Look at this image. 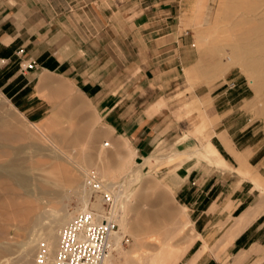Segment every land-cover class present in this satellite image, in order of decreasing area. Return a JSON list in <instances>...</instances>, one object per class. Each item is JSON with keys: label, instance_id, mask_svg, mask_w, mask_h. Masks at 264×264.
Instances as JSON below:
<instances>
[{"label": "rangeland", "instance_id": "374dc122", "mask_svg": "<svg viewBox=\"0 0 264 264\" xmlns=\"http://www.w3.org/2000/svg\"><path fill=\"white\" fill-rule=\"evenodd\" d=\"M224 1L229 0H193L191 11H197V14L181 16L182 24L188 30L186 40L192 48L186 63L161 62L160 54L155 55L158 46L154 47L147 40L141 45L136 33L128 27L125 37L128 47H122L125 56L114 55L117 62L107 67L100 68L102 64H97L96 73L102 77L90 79L95 83L92 89L97 87L103 93L123 92V101L133 104L134 111L130 112L138 119L140 113H156L152 124L158 125L154 129L159 136L143 158L134 157L136 151L128 136L112 132L98 109L97 96L90 94L91 88L84 86L83 78L75 80L50 72L52 84L45 85L47 80L40 85L39 75L22 87L31 73H23L29 68H21L8 85L0 86L2 127L19 136L16 140L2 142L8 145L11 142L10 146L16 149L23 147L20 154L30 162L49 165L56 161L50 156L57 154L60 168L68 167L80 173V180L60 184L57 195L39 194L34 185L26 195L9 179L1 181L4 188L7 186L6 191H1L2 197H6L3 199L13 200L16 206L12 203L0 208V264H27L30 261L35 264L37 244L40 240L47 242L50 229L55 231L56 239L48 245L55 248L59 227L83 208L86 199L79 186L90 170L97 171L108 185L118 183L112 210L118 221L119 246L113 250L111 264H126V259L134 254L141 258L135 264H145L151 255L156 259L168 250L180 253L187 249L196 232L183 196L176 190L181 175L186 172L181 165L185 156L195 155L192 156L193 166L201 168V180L205 183L214 182L216 178L219 183H224V196L237 186L239 178L253 180L264 193V177L258 171L260 167L264 174V117L260 115L264 100L257 95L252 80L240 65H233L228 59L231 47L224 40ZM80 2L82 9L88 0ZM116 51L114 47V54ZM88 65L82 63L79 72ZM170 67L173 69L169 70ZM59 83L65 92L59 89ZM15 91L11 97L10 92ZM248 122H251L250 132H255V145L249 148L251 152L243 153L234 145L241 149L248 142L249 131L241 135L245 131L241 128ZM228 124L232 125L228 134L220 133L219 130ZM35 143L44 149L37 152L33 147ZM261 144L263 151L250 157L249 154ZM200 150L206 154H197ZM10 159L1 154L0 165ZM240 159L247 164H242ZM196 176L192 173L189 181L194 182ZM245 183L247 187L251 184ZM9 185L14 190L9 191ZM210 198L211 192L207 199ZM251 199L248 197L249 201ZM18 206L31 210V216L27 213L29 219L43 215L45 221L32 224L31 220L25 219L26 213H18ZM231 206L232 203H228L219 207L222 212L217 217L223 229L238 211L236 208L230 213ZM57 213L58 220L55 218ZM63 215L68 218L61 223ZM231 237L229 230L225 242ZM225 246L226 243L220 248L224 254L204 258H216L219 264H251L254 261L264 264V254L235 252V248L227 252ZM187 257L188 254H182L176 264H184Z\"/></svg>", "mask_w": 264, "mask_h": 264}, {"label": "crops", "instance_id": "0c3cea01", "mask_svg": "<svg viewBox=\"0 0 264 264\" xmlns=\"http://www.w3.org/2000/svg\"><path fill=\"white\" fill-rule=\"evenodd\" d=\"M192 1L88 0L81 9L80 0H0V86L8 85L21 69L20 63L28 60H34L35 67L22 71L31 73L22 87L39 75L40 85L43 86L47 80L49 81L45 85L52 84L50 72L75 80L83 78L84 86L91 88L90 94L97 96L98 109L105 122L112 127V132L128 136L136 151L134 157L143 158L159 136V132L154 129L158 125L152 124L156 113H140L138 119L130 112L134 111L133 104L123 101V92L103 93L97 87L92 89L95 83L90 79L102 77V74L96 73L98 63L102 64L100 68L107 67L117 62L114 55L125 56L122 47H128V40L125 38L128 27L136 33L141 45H145L147 40L154 47L158 46L155 55L160 54L161 62H188L192 48L186 40L185 33L188 30L183 26L181 16L197 14V11H191ZM114 47L117 49L115 54ZM82 63L89 64L88 67H83V74L79 72ZM3 74L5 78H2ZM60 84L62 83L57 86L65 92ZM10 94L12 97L16 91ZM145 109H142L143 112ZM250 125L251 122H248L241 128V131L245 130L241 133L243 136L249 131L248 142L241 149L233 143L243 153L251 152L249 148L255 145V132H250ZM224 126L219 131L228 134L232 125ZM262 147V144L257 145L249 156L261 153ZM258 171L264 177L260 167ZM192 173L197 175L194 182L189 181ZM181 176L176 190L183 196V202L189 209L196 234L185 251H165L161 254L163 260H158L155 264H163L166 258H169L168 264H176L182 254H188L184 264H219L216 258L211 260L204 256L224 254L225 251L220 248L225 243L227 252L235 248V252L264 254V193H261L253 180L239 178L237 186L228 196H224V183H219L218 178L214 182L205 183L201 180V168L191 166ZM245 181L251 184L247 187ZM210 192L211 198L207 199ZM248 197L252 198L251 201ZM228 203H232L230 213L236 208L238 211L223 229L219 226L220 219L217 216L222 212L219 207ZM244 212H247V216L245 214V218L239 219ZM237 221L243 223L241 228L237 226ZM229 230L232 231V237L225 242ZM259 263L260 261H254L251 264Z\"/></svg>", "mask_w": 264, "mask_h": 264}, {"label": "bare ground", "instance_id": "6f19581e", "mask_svg": "<svg viewBox=\"0 0 264 264\" xmlns=\"http://www.w3.org/2000/svg\"><path fill=\"white\" fill-rule=\"evenodd\" d=\"M224 2L226 3V1ZM225 5L223 6L225 7V12H224L225 21L223 19L222 20L226 22V25L223 28L224 33H226L224 40H226L228 45L231 47V53L228 54V59L232 61L233 65L234 64L240 65L242 71L245 74H247L249 78L252 80L257 95L263 97L264 100V0H229ZM260 115L264 117V105L260 109ZM2 122L3 121L0 119V155L4 154L6 156H10L11 159L0 165V208L4 207L6 204L10 205L13 203L12 202L13 200H7L8 198L5 200L3 198L6 197H2L1 195V191L3 192L6 191L7 189L6 185H5L6 188H4V185H2V183L4 184V182L1 183L3 179H9L10 181H12L13 185L22 188L25 191L26 195L30 194L31 187L33 185L37 188L39 194L50 195L51 193H56L54 195H57L59 192L58 188H60V184L64 183L66 185V183L76 182L80 180L79 178L80 173L78 171H75L74 169L68 167L60 168V164H59L60 157L57 154L56 155L53 154V156H50L56 161L50 163L49 165L41 164V162L40 163L30 162L28 158L23 157L20 154L23 151L22 149H24L23 147L16 149L15 147L10 146L11 142H9V145L3 143L2 142L3 140L5 142L16 140L15 138H19V136L17 135L18 134L17 132L15 133L7 128L3 129ZM105 145H107V143ZM33 147L34 150H36L37 152H41L44 149L43 146H41L39 143L33 144ZM211 148L214 152L218 153L217 148L215 146L211 145ZM196 153L199 154L200 156L202 154L203 155L206 154L205 152H203V150H200V152L197 151ZM192 156L195 155L191 154L183 158V163L181 165L184 166L185 168L184 170H186V172L195 163ZM171 158L172 156L170 157V159ZM178 158L176 160L179 161L180 159ZM240 160L241 162H243L242 164H247V162L244 161L246 160L245 158L244 160L242 159ZM178 161L176 162L179 163ZM103 181L105 182V184H107V182L104 179ZM115 185L117 186L118 183ZM108 186H110L113 189L112 191L116 203V196H115L116 186H114V184ZM79 187L82 188V185ZM12 189L14 190V187L11 188V185H9L8 190L12 191ZM81 194L86 199V195L84 194V192H82ZM13 205L16 206L14 203ZM30 211L31 210L29 208L28 209L27 208L20 209V207L18 208V213L20 212L26 213L25 217L27 218L25 219L31 220V223L34 225L42 224L45 221V217L43 215H39L37 217L35 216V218L29 219L31 216V214L29 213ZM27 213H29L30 216L29 214L27 215ZM245 214L247 216V212H246L242 214L239 217V219L243 218ZM55 218L57 220L59 219L58 213L55 216ZM67 218H68L67 215H63L60 219L61 220L60 222L61 223L66 222ZM248 220L249 219H247L246 221L248 222ZM236 224L240 228L243 225V223L240 224L239 221H237ZM117 233L119 232L115 233L113 250L115 249L119 238V235ZM55 239H56V233L54 230L50 229L47 232V238H46L48 242L47 244L50 245ZM113 250L106 257L104 264H111L112 261L111 259L113 257ZM0 251L2 253V250ZM151 256L149 258L147 257L145 264H155L156 261L163 260L162 258L163 255H160V257L156 259L152 258ZM131 258L129 260L126 259V261H128L126 262V264H135L136 261L141 260L138 254H134ZM168 262H169V258H166L164 259L163 264H168ZM27 264H33V263L32 261H30Z\"/></svg>", "mask_w": 264, "mask_h": 264}, {"label": "built area", "instance_id": "2783aa9c", "mask_svg": "<svg viewBox=\"0 0 264 264\" xmlns=\"http://www.w3.org/2000/svg\"><path fill=\"white\" fill-rule=\"evenodd\" d=\"M33 67L34 60L20 63V68ZM112 190L97 171L90 170L82 182L86 195L83 208L59 227L54 249L45 240L38 242L35 264H104L114 248L118 229L112 210L115 204Z\"/></svg>", "mask_w": 264, "mask_h": 264}]
</instances>
